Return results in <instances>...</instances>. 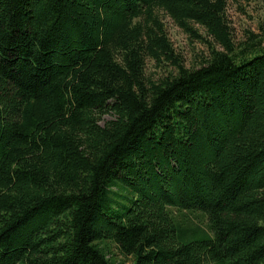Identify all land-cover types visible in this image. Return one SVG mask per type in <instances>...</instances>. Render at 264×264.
<instances>
[{
	"label": "trees",
	"instance_id": "16d2710c",
	"mask_svg": "<svg viewBox=\"0 0 264 264\" xmlns=\"http://www.w3.org/2000/svg\"><path fill=\"white\" fill-rule=\"evenodd\" d=\"M156 11L207 45L199 68ZM225 13L0 0V264H116L108 241L132 264H264V47L237 50Z\"/></svg>",
	"mask_w": 264,
	"mask_h": 264
},
{
	"label": "rangeland",
	"instance_id": "374dc122",
	"mask_svg": "<svg viewBox=\"0 0 264 264\" xmlns=\"http://www.w3.org/2000/svg\"><path fill=\"white\" fill-rule=\"evenodd\" d=\"M160 21L164 25L166 35L171 42L176 55L182 59L183 65L188 69L199 68L209 55V50L204 42L198 41L192 36L184 33L173 21L163 12L156 11ZM225 18L231 29L232 39L239 50L245 43L261 41L264 47V0H226ZM199 34L205 37L204 31L195 26ZM146 75L153 79L165 77L174 71L169 63H154L147 61ZM112 113L102 116L101 124L114 119ZM183 215L192 225H197L205 232H208L206 219L197 212H184ZM183 241H196L203 238L199 232L189 230L182 234ZM108 257H111L116 264H132L133 259L123 256L116 249L115 245L107 242Z\"/></svg>",
	"mask_w": 264,
	"mask_h": 264
}]
</instances>
